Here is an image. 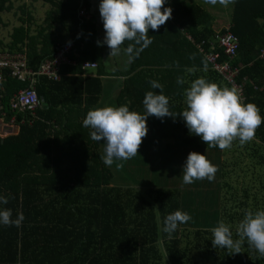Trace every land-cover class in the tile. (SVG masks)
<instances>
[{"label": "trees", "instance_id": "16d2710c", "mask_svg": "<svg viewBox=\"0 0 264 264\" xmlns=\"http://www.w3.org/2000/svg\"><path fill=\"white\" fill-rule=\"evenodd\" d=\"M81 1H48L53 11L46 22L56 29L59 40H41L38 49L37 40L25 37L20 27L12 31L3 49L24 54L26 65L36 70L59 46L72 42L75 54L71 52L69 58L75 65L64 66L57 81L37 80L39 105L33 115L9 109L12 97L27 83L7 74L0 81V121L17 128L16 135L0 139V195L9 201L0 207L10 208L14 219L19 212L24 215L19 227L0 224V264H159L165 255L171 264H187L185 256L196 247L197 260L192 258L188 264H217L218 247H213L210 232H183L182 237L179 226L171 236L163 231L165 217L185 206L172 182L177 173L173 155L193 143L182 135V117L149 116L138 154L114 161L111 167L102 160L105 143L93 140L92 130L84 127L87 112L99 102L103 83L99 77L82 75L80 66L90 61L97 63L98 72L104 69L106 44L98 46L102 40L94 24L78 16L81 7L87 10L86 1ZM189 1L165 0L164 7L172 8L171 19L158 30L149 29L153 42L138 58L129 61L126 55L129 69L122 75L116 107L126 105L144 114L146 92L160 91L151 87L152 80L162 85L168 98L185 101L187 80L193 77L188 70L210 69L196 46L209 51L216 31L211 17ZM9 3L0 0V14ZM228 17L226 30L238 43L231 60L238 71L234 83L242 101L260 109L264 105V0H234ZM178 77L185 83L178 84ZM118 163L123 168H117ZM255 256L250 264H264V256L256 250Z\"/></svg>", "mask_w": 264, "mask_h": 264}, {"label": "clouds", "instance_id": "9594fccd", "mask_svg": "<svg viewBox=\"0 0 264 264\" xmlns=\"http://www.w3.org/2000/svg\"><path fill=\"white\" fill-rule=\"evenodd\" d=\"M234 0H205V3H217L228 6ZM165 0H100L99 12L103 22L105 35L98 46L106 44L110 56H118L122 46L129 61L138 58L140 52L153 41L149 29L158 30L172 16V8L164 7ZM163 9V10H162ZM194 59V55L189 57ZM189 71L195 72V69ZM153 89L146 92L143 99L144 114L130 111L126 105L104 106L91 109L83 120L84 127L90 128L91 138L105 143L104 164L111 167L114 161H127L138 154L143 139L148 133L147 118L155 116L175 118L177 115L184 120L190 135L199 136L207 144V148L218 147L220 150L230 149L234 141L241 146L255 139L256 130L264 124V117L254 103H244L237 86H220L199 77L191 81L184 90L186 107L177 114L169 109V99L163 94L162 85L157 81H149ZM178 84H184L183 78H177ZM117 168H123L118 163ZM217 167L205 154L191 151L182 166L183 183L192 184L196 180L209 182L215 179ZM8 197L0 195V205L8 204ZM191 219L187 212L176 210L164 219L163 231L169 236L178 226ZM24 220L22 212L13 218L10 208L0 207V224L19 227ZM214 248H226L238 254L242 242L264 256V210H249L237 227V239L223 221L211 229Z\"/></svg>", "mask_w": 264, "mask_h": 264}, {"label": "crops", "instance_id": "0c3cea01", "mask_svg": "<svg viewBox=\"0 0 264 264\" xmlns=\"http://www.w3.org/2000/svg\"><path fill=\"white\" fill-rule=\"evenodd\" d=\"M38 1L50 6L49 8L45 7L42 13L39 11L45 16H38L35 11L36 7L29 5L30 11L25 12L24 20H20L18 26L12 28L10 35L13 30L21 27V31L26 34L25 37L37 40L36 45L40 49L41 40L51 38L50 40L55 41L56 39L59 40L61 36H59L56 29L48 26L46 22L53 11V6L48 2L49 0H25L28 4L30 2L37 3ZM84 1L87 3V19L94 24L97 36L103 41L105 31L99 12L100 0ZM84 1L82 0L81 2L84 3ZM9 5L10 3L7 8ZM25 5L22 4V7L24 8ZM105 46L104 58L106 62L104 69L100 68L99 72L98 69H92L94 73H82V75L92 78L99 77L103 83L99 102L94 108L116 106L123 85L122 75L129 69L128 60L123 51L118 56L109 57L110 50L107 45ZM101 73L103 75H100ZM188 74L193 76L187 80L188 85L196 78L205 77L208 81L215 82L220 86H229L218 74L210 69H195V72L189 71ZM168 99L170 110L182 111L186 107L184 98L183 100ZM260 114L264 117V105L260 108ZM0 123L2 122L0 121ZM12 128L11 125L1 124L0 134L10 133ZM14 133L15 135L17 134V128H15ZM182 135L184 138H190L193 143L191 142L192 147L181 148L178 153L173 155V160L177 163V173L172 177L173 189H177L180 197L184 200L185 206L182 205L184 209H181V211L187 212L191 217L187 223L179 225L181 236L183 237V232L185 234L196 230L207 231L212 234L211 229L218 226L220 221H223L233 232V239H237V227L244 218L245 213L249 210L253 212L264 210V124L256 130L254 140L243 146L238 141H234L230 149L223 151L218 147V150L216 148H207L208 146L203 145V141L199 136L190 135L184 120ZM165 143H170V141ZM191 151L205 154L211 163L217 167L218 171L213 181L209 182L205 179L196 180L192 184L183 183L182 166ZM174 156L177 158H174ZM205 184L206 186H204ZM206 192H208L207 194L210 198L203 199L199 203L201 194ZM240 252L235 254L232 250L218 247L217 264H250L255 256V249L251 248L247 241L244 240ZM185 257L193 258L192 254H187ZM159 264L171 263L165 255L159 260Z\"/></svg>", "mask_w": 264, "mask_h": 264}, {"label": "built area", "instance_id": "2783aa9c", "mask_svg": "<svg viewBox=\"0 0 264 264\" xmlns=\"http://www.w3.org/2000/svg\"><path fill=\"white\" fill-rule=\"evenodd\" d=\"M78 16L80 18L87 17L83 7L80 8ZM188 40L191 42L190 38ZM73 47L72 42L63 43L55 50L51 58L42 61L36 70L26 65L24 54L0 53V81L3 79L4 74H7L10 78L21 83H27L25 89L19 90L12 97L9 103V109L20 113L34 114L39 105V98L35 90L37 80L40 77H46L52 81L59 80L63 66L75 65V62L69 58L71 52H75ZM208 47L209 51L206 52L199 46H196V50L202 54L205 61L209 64L210 69L215 71L222 80L229 84V86L235 85L234 79L238 71L236 67L231 65V60L237 52V39L225 29L224 32L214 36L213 41ZM96 67L97 63L84 61L80 69L82 72H85L86 70H94Z\"/></svg>", "mask_w": 264, "mask_h": 264}, {"label": "rangeland", "instance_id": "374dc122", "mask_svg": "<svg viewBox=\"0 0 264 264\" xmlns=\"http://www.w3.org/2000/svg\"><path fill=\"white\" fill-rule=\"evenodd\" d=\"M21 3L26 4L24 6V8L22 7ZM188 3L196 5L197 7H199L203 11H205L211 17V27L214 31H216L215 35H217L219 33V30H221L222 27H223V29L227 28L226 26H227V23L229 21L228 14H229V10H230L232 3L229 4L228 6H223L219 3H217L216 5L208 4V3H205V0H190ZM29 5L36 7V10H35L37 12L36 14L38 16L40 15V17L45 16V15L41 14L42 11H44V8L50 7L49 5H46V4L42 3L41 1H38L37 3L30 2L28 4L25 2V0H10V5L7 8L6 12L0 14V53L3 52L4 46L7 42V37H9L7 35H10L13 27L18 26V23L20 20H24L25 12L30 11ZM39 11H41V13H39ZM8 40H9V38H8ZM85 72L86 73H94L93 70H86ZM1 124L2 123H0V125ZM12 130L10 131V133L0 134V138H5L7 136H14L15 135V133H14L15 128L13 127ZM170 164L172 165V167L175 170L176 169L175 162L170 163ZM204 186H206V184ZM207 193L208 192H206L205 194H201V196L199 198V203L203 199L210 198V197H208L209 195ZM181 245L184 246V242ZM196 248L191 251V254H192V257L194 260H197V256H198ZM190 261H192L191 257H188L185 260V262L187 264ZM200 263H201V261L199 262V264Z\"/></svg>", "mask_w": 264, "mask_h": 264}]
</instances>
